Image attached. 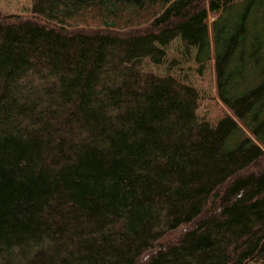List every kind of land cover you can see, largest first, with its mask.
<instances>
[{
    "label": "trees",
    "instance_id": "obj_1",
    "mask_svg": "<svg viewBox=\"0 0 264 264\" xmlns=\"http://www.w3.org/2000/svg\"><path fill=\"white\" fill-rule=\"evenodd\" d=\"M27 8L0 10V264H264V0Z\"/></svg>",
    "mask_w": 264,
    "mask_h": 264
},
{
    "label": "rangeland",
    "instance_id": "obj_2",
    "mask_svg": "<svg viewBox=\"0 0 264 264\" xmlns=\"http://www.w3.org/2000/svg\"><path fill=\"white\" fill-rule=\"evenodd\" d=\"M172 1V0H171ZM30 0H0V10L6 13L28 12ZM200 91L201 101L199 103V112L205 114L210 119H214L226 112V109L220 103L216 96L214 71L212 62L201 75L193 73L190 77Z\"/></svg>",
    "mask_w": 264,
    "mask_h": 264
}]
</instances>
